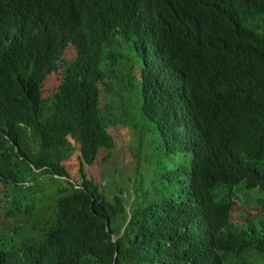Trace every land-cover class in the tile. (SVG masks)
<instances>
[{"label": "trees", "instance_id": "16d2710c", "mask_svg": "<svg viewBox=\"0 0 264 264\" xmlns=\"http://www.w3.org/2000/svg\"><path fill=\"white\" fill-rule=\"evenodd\" d=\"M169 1L0 0V264H264V0ZM207 7L221 24L212 61L192 16ZM176 20L183 40L164 36ZM141 33L167 72L144 68L129 43ZM100 161L115 185L91 176ZM41 176L57 180L55 210L21 242L30 206L51 199ZM239 205L255 214L237 227Z\"/></svg>", "mask_w": 264, "mask_h": 264}, {"label": "rangeland", "instance_id": "374dc122", "mask_svg": "<svg viewBox=\"0 0 264 264\" xmlns=\"http://www.w3.org/2000/svg\"><path fill=\"white\" fill-rule=\"evenodd\" d=\"M136 39L135 37L132 38L129 43L135 47L136 45ZM77 54L73 49L69 50V53H67L68 58H72L75 57ZM137 77H140V70L138 69ZM63 72L62 70H59L58 72L50 75V77L48 78L46 85H45V89H44V96L45 97H50L57 89H59V86L61 84V81L63 80ZM124 99H126L123 95H121ZM121 97V98H122ZM118 98V95L115 96L114 100ZM111 101V100H110ZM127 101V100H125ZM47 106H49V104H47ZM46 115L48 114V111L46 110ZM118 115V112L116 113V116ZM118 117V116H117ZM114 121L115 117H113ZM113 121V122H114ZM118 130L119 132H123V128L119 127V126H112V130ZM131 139H130V144L129 147L132 149H136L138 147L137 142L134 140V133L131 131ZM151 158H148V156H145L142 158L141 160V166H140V174L142 175L144 181L146 182L145 185L146 187L144 188V191L148 190L149 188V183L151 178H153L155 180V184L153 185L152 188V192L156 193L157 191H161L162 190V186L161 183L156 179V173H155V165L154 162H151ZM98 166L95 167V170L91 172V176L93 177V179H95L99 184H102V175H103V168H104V163L103 162H98L97 163ZM77 169L73 170V174H76ZM126 173V172H125ZM109 174H113V171L111 169V167L106 166L104 168V176L105 179L107 181H111V183L113 185L114 181L113 178L109 175ZM128 174V173H126ZM138 175V177L140 178V176ZM38 181H42L45 183L44 189V193L46 197L51 196V199L45 200L41 197V195L39 194L37 196V198L40 201V204H33L30 207H33L32 210V214L31 215H27V221L28 223H26L25 226V234L23 237H21L19 239V241L23 242L26 241V239L31 238V234H38V230L37 231H33V228H41L42 225H45L47 221L52 219L53 216V212L54 206L56 205V200H57V191H58V184H57V180L54 178L52 179L49 176H41L39 180H37L36 182H33V184H38ZM32 184V185H33ZM125 196H126V200H128L129 198H131V201H134V199L136 198L135 193H134V188L133 186H128L125 189ZM0 203L1 204H9L8 199H5L4 197V193L0 194ZM43 202V203H41ZM53 207V208H52ZM233 216L232 219H234V222L236 224H239V220L242 219L243 216H253L255 214V211H253L252 209L250 210L249 207H242L241 205L236 206L233 208ZM2 213V210H0V214Z\"/></svg>", "mask_w": 264, "mask_h": 264}, {"label": "clouds", "instance_id": "9594fccd", "mask_svg": "<svg viewBox=\"0 0 264 264\" xmlns=\"http://www.w3.org/2000/svg\"><path fill=\"white\" fill-rule=\"evenodd\" d=\"M169 3L173 4V0H170ZM79 5H80V2L78 3V6ZM180 10H183V8H181ZM147 13H148L149 22L152 27V34L155 36L157 32V28H158V13H157V7L154 2L153 4L151 3L147 4ZM192 16L195 18L197 22H199V35L201 39L204 41L205 58L212 61L217 55V48L215 44L219 43L220 41L221 24H220L219 11L213 7L201 8L199 9L198 13H193ZM189 33H190V28L185 23H178V20H176L174 28H167L164 31V36L167 38H171L173 40H176L177 38H180L181 40H183L187 37ZM131 36L132 38L135 37L136 39L135 46L137 47L138 52L141 54L143 58L144 68H145L147 58H148L149 62L156 63L158 69H162L165 72H167L171 62L167 64L163 62L161 57L157 54L156 50L153 48V39L150 38L148 35H144L143 33L133 34ZM190 53H191V58L193 59L199 58V54L197 52L192 51ZM66 57L68 58L67 55ZM68 59H71V58H68ZM170 68H171V65H170ZM217 76L218 75H216V78ZM138 79H140V77H138ZM29 185H32V184L31 183L25 184V186H29ZM26 223H28L27 219L23 218L22 222L20 223L21 229L23 230L25 229ZM234 224L236 226L238 225L235 222ZM25 232L26 231L24 230L22 235L19 236L17 240L23 237ZM215 242H216V238H213L212 240L213 247H215Z\"/></svg>", "mask_w": 264, "mask_h": 264}, {"label": "bare ground", "instance_id": "6f19581e", "mask_svg": "<svg viewBox=\"0 0 264 264\" xmlns=\"http://www.w3.org/2000/svg\"><path fill=\"white\" fill-rule=\"evenodd\" d=\"M144 13H145V11H144ZM144 15V14H143ZM141 17H142V13H141ZM147 18H148V16H147ZM145 20H146V18H145ZM149 21V20H148ZM146 23V22H145ZM147 25V24H146ZM148 26V25H147ZM149 27V26H148ZM149 29H150V27H149ZM250 238V237H249Z\"/></svg>", "mask_w": 264, "mask_h": 264}, {"label": "water", "instance_id": "95a60500", "mask_svg": "<svg viewBox=\"0 0 264 264\" xmlns=\"http://www.w3.org/2000/svg\"><path fill=\"white\" fill-rule=\"evenodd\" d=\"M115 242H117V240L115 239Z\"/></svg>", "mask_w": 264, "mask_h": 264}]
</instances>
